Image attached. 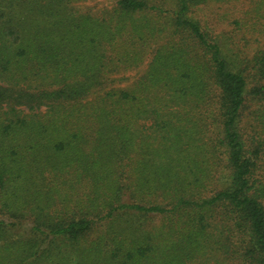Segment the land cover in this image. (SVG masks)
<instances>
[{
    "label": "trees",
    "instance_id": "1",
    "mask_svg": "<svg viewBox=\"0 0 264 264\" xmlns=\"http://www.w3.org/2000/svg\"><path fill=\"white\" fill-rule=\"evenodd\" d=\"M0 264H264V0H0Z\"/></svg>",
    "mask_w": 264,
    "mask_h": 264
},
{
    "label": "rangeland",
    "instance_id": "2",
    "mask_svg": "<svg viewBox=\"0 0 264 264\" xmlns=\"http://www.w3.org/2000/svg\"><path fill=\"white\" fill-rule=\"evenodd\" d=\"M220 5L221 4H218V5L217 4H212L211 6L205 7L204 8V12L206 14H209L211 17H213V13L215 12L214 15H216L217 17H219L222 20V22L218 23L217 25H221L222 26V25L228 24V26H229V24L232 25L233 21H229L228 18H221L222 13L224 11H226L229 7H231V8H235V12H233V10H232V12H227V14L234 16L235 14H237V10L238 9L241 10V8L243 6H245V5H247V4H243L241 2V3H235V4L231 3L229 6H220ZM199 12H202V9H199ZM223 22H225V23H223ZM211 26L213 27V25H211ZM256 46L257 45L252 46V51L256 48ZM130 74H134V73H130Z\"/></svg>",
    "mask_w": 264,
    "mask_h": 264
}]
</instances>
